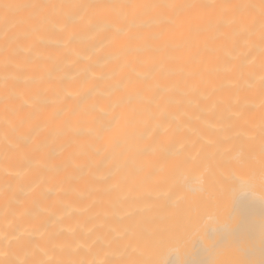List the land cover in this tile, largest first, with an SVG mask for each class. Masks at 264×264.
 <instances>
[{
    "label": "bare ground",
    "instance_id": "bare-ground-1",
    "mask_svg": "<svg viewBox=\"0 0 264 264\" xmlns=\"http://www.w3.org/2000/svg\"><path fill=\"white\" fill-rule=\"evenodd\" d=\"M0 264H264V0H0Z\"/></svg>",
    "mask_w": 264,
    "mask_h": 264
}]
</instances>
